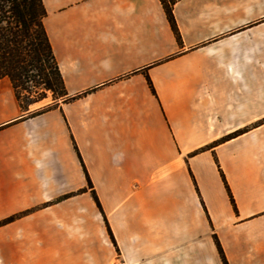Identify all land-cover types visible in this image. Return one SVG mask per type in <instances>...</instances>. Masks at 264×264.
Wrapping results in <instances>:
<instances>
[{
    "label": "crops",
    "instance_id": "crops-1",
    "mask_svg": "<svg viewBox=\"0 0 264 264\" xmlns=\"http://www.w3.org/2000/svg\"><path fill=\"white\" fill-rule=\"evenodd\" d=\"M43 2L76 98L0 81V264H264V0L179 1L181 44L159 0Z\"/></svg>",
    "mask_w": 264,
    "mask_h": 264
},
{
    "label": "trees",
    "instance_id": "trees-1",
    "mask_svg": "<svg viewBox=\"0 0 264 264\" xmlns=\"http://www.w3.org/2000/svg\"><path fill=\"white\" fill-rule=\"evenodd\" d=\"M159 1L178 43L181 44V34L174 16V7L181 0ZM46 17L47 9L43 0H0V81L3 79L10 81L20 108L22 111L28 112L27 118L40 116L58 108L61 103H67L76 98L70 97L67 92L45 28ZM148 84L156 96L149 77ZM49 98L51 101L46 106L31 111L32 106L41 104ZM240 134V132H235L228 135L220 143L229 141ZM75 150L87 179V187L82 192L90 191L93 200L104 216L109 234L115 243L103 208L76 145ZM219 171L230 202L237 212L235 199L220 167ZM26 214L22 213L0 221V227L14 222ZM214 240L223 264H229L216 235H214Z\"/></svg>",
    "mask_w": 264,
    "mask_h": 264
},
{
    "label": "rangeland",
    "instance_id": "rangeland-1",
    "mask_svg": "<svg viewBox=\"0 0 264 264\" xmlns=\"http://www.w3.org/2000/svg\"><path fill=\"white\" fill-rule=\"evenodd\" d=\"M252 15H253V18L256 16V15H259L258 12H256V10L253 8V12H252ZM261 16V15H260ZM262 17V16H261ZM259 17L254 19L252 22V26L253 25H256L258 23H263L264 22V17ZM252 100H253V104L255 103H260L262 105H264V93H260L259 91L257 92V90H253V94H252ZM51 101V98H49L48 100H46L45 102L41 103L40 105H42L40 108L46 106L48 103H50ZM38 108V109H40ZM37 109H32L31 111H35ZM87 192H90V191H87ZM118 250V249H117Z\"/></svg>",
    "mask_w": 264,
    "mask_h": 264
}]
</instances>
